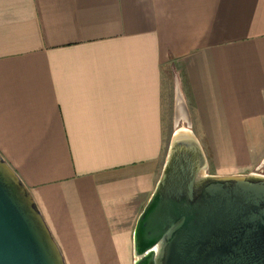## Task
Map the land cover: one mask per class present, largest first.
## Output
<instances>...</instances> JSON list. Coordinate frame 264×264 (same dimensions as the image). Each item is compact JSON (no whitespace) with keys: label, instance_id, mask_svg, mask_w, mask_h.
<instances>
[{"label":"crops","instance_id":"0c3cea01","mask_svg":"<svg viewBox=\"0 0 264 264\" xmlns=\"http://www.w3.org/2000/svg\"><path fill=\"white\" fill-rule=\"evenodd\" d=\"M167 68L207 173H264V0H0V153L66 264L133 263Z\"/></svg>","mask_w":264,"mask_h":264},{"label":"water","instance_id":"95a60500","mask_svg":"<svg viewBox=\"0 0 264 264\" xmlns=\"http://www.w3.org/2000/svg\"><path fill=\"white\" fill-rule=\"evenodd\" d=\"M206 170L198 137L189 125L177 129L135 222L132 264H264V173ZM0 264H66L29 188L1 153Z\"/></svg>","mask_w":264,"mask_h":264},{"label":"rangeland","instance_id":"374dc122","mask_svg":"<svg viewBox=\"0 0 264 264\" xmlns=\"http://www.w3.org/2000/svg\"><path fill=\"white\" fill-rule=\"evenodd\" d=\"M168 72V68H167ZM172 72L169 70L166 73L165 70V80L163 84V125H164V140L163 141V152H162V163L164 162L165 153L167 152L168 146L170 144L171 138L173 133L181 128V127H188L187 123L183 120H176L173 111V78L174 76L171 74ZM171 74V75H170ZM189 128L195 133V135L200 139L203 140L202 135L196 132V124L195 122L191 121V126L189 124ZM225 165V164H223ZM212 166V165H211ZM264 170V167L260 168V170ZM210 173L214 172L213 167H209Z\"/></svg>","mask_w":264,"mask_h":264},{"label":"bare ground","instance_id":"6f19581e","mask_svg":"<svg viewBox=\"0 0 264 264\" xmlns=\"http://www.w3.org/2000/svg\"><path fill=\"white\" fill-rule=\"evenodd\" d=\"M182 128V127H181Z\"/></svg>","mask_w":264,"mask_h":264}]
</instances>
